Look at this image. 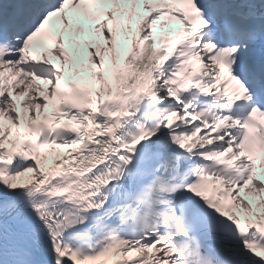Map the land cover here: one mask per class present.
Instances as JSON below:
<instances>
[{"label": "snow or ice", "instance_id": "1", "mask_svg": "<svg viewBox=\"0 0 264 264\" xmlns=\"http://www.w3.org/2000/svg\"><path fill=\"white\" fill-rule=\"evenodd\" d=\"M0 264H264V0H0Z\"/></svg>", "mask_w": 264, "mask_h": 264}]
</instances>
